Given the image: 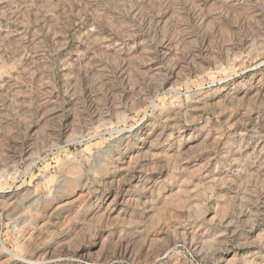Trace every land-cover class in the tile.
Wrapping results in <instances>:
<instances>
[{"label":"rangeland","instance_id":"1","mask_svg":"<svg viewBox=\"0 0 264 264\" xmlns=\"http://www.w3.org/2000/svg\"><path fill=\"white\" fill-rule=\"evenodd\" d=\"M0 264H264V0H0Z\"/></svg>","mask_w":264,"mask_h":264}]
</instances>
